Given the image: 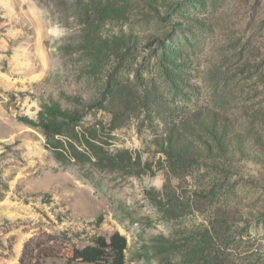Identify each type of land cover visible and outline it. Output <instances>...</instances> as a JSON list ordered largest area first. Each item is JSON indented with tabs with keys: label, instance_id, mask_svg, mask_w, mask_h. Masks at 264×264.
Masks as SVG:
<instances>
[{
	"label": "rangeland",
	"instance_id": "1",
	"mask_svg": "<svg viewBox=\"0 0 264 264\" xmlns=\"http://www.w3.org/2000/svg\"><path fill=\"white\" fill-rule=\"evenodd\" d=\"M101 2L118 13L0 0V264L115 231L128 264H264V0ZM49 101L74 114L70 160L18 118Z\"/></svg>",
	"mask_w": 264,
	"mask_h": 264
},
{
	"label": "trees",
	"instance_id": "2",
	"mask_svg": "<svg viewBox=\"0 0 264 264\" xmlns=\"http://www.w3.org/2000/svg\"><path fill=\"white\" fill-rule=\"evenodd\" d=\"M93 2L94 3L91 5L92 10H96V14L100 17H104V19L110 18L113 13H118L114 8L116 2L102 3L101 0H93ZM104 19L100 18L97 20ZM106 42H108V44L106 43L107 46L111 48H121L131 43V41L124 36L114 37L112 40H107ZM18 118L25 124L38 128L43 133L45 145L52 151L56 160L63 162L64 160L74 158L75 154L73 155L70 151L74 150V148L70 141L68 131L70 127H72L75 117L68 107H63L60 103L55 101L42 102L40 103V110L36 118L32 119L26 115L19 116ZM197 118L199 120L197 124L200 128H203L204 132L208 134L212 140H214L218 150L223 153L228 151L226 127L220 124L219 120L215 119L212 121L205 115H200ZM191 136H195L194 133H192ZM197 140L202 141L201 138ZM66 144L69 145V147H67ZM190 145L193 146L192 141L183 139L179 143H170L164 150L167 152V155L175 152L184 153V149L188 151L191 149ZM197 146L198 145H195V147ZM67 152H70V154ZM46 236L49 237L50 235ZM44 241L45 242L35 251L29 248L31 241L26 242L19 258V264H44L45 258L56 254L55 247L48 245V240ZM127 249L128 244L126 237L118 231H115L108 237L101 235L93 236L91 243L82 247H77L73 243L64 242V245L61 244L57 247V256L64 258L65 262L68 264H128L126 258Z\"/></svg>",
	"mask_w": 264,
	"mask_h": 264
}]
</instances>
